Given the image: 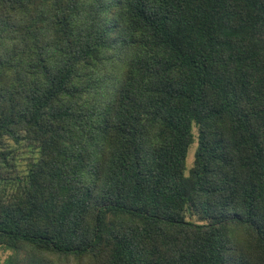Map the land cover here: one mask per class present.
<instances>
[{"label":"trees","instance_id":"obj_1","mask_svg":"<svg viewBox=\"0 0 264 264\" xmlns=\"http://www.w3.org/2000/svg\"><path fill=\"white\" fill-rule=\"evenodd\" d=\"M0 252L264 264V0H0Z\"/></svg>","mask_w":264,"mask_h":264},{"label":"rangeland","instance_id":"obj_2","mask_svg":"<svg viewBox=\"0 0 264 264\" xmlns=\"http://www.w3.org/2000/svg\"><path fill=\"white\" fill-rule=\"evenodd\" d=\"M192 131L194 133L195 140H196L197 132H196L195 126H193ZM195 147H196V141L193 142V144L189 147V150L186 156V173L188 172L189 168L192 166ZM25 156H27V154H25ZM18 162H19L18 168L20 170H24L26 167L27 160L24 159V157H21L18 159ZM193 220H195V218H193ZM9 254L10 252H0V264H4V260L6 259V257L9 256ZM62 262L63 263L60 262V264H78L77 260L73 258H69L67 261H62Z\"/></svg>","mask_w":264,"mask_h":264}]
</instances>
